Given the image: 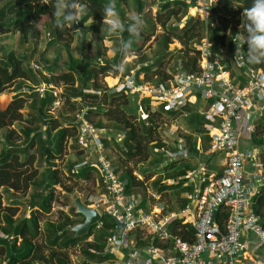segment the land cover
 Instances as JSON below:
<instances>
[{
  "label": "trees",
  "instance_id": "16d2710c",
  "mask_svg": "<svg viewBox=\"0 0 264 264\" xmlns=\"http://www.w3.org/2000/svg\"><path fill=\"white\" fill-rule=\"evenodd\" d=\"M134 1L137 3L136 14L143 13L142 2L140 0ZM78 2L87 8V12L83 14L82 20L77 23V26L83 25L88 19H90V21L93 20L94 22L90 25L89 30L95 35L98 34L102 26V10L103 7L109 3V0H78ZM117 2L128 4L130 0H117ZM225 2H230V0H219L220 4ZM235 2L238 5L235 14L239 16L243 13L245 8L251 6L252 0H235ZM182 7H184L183 13L186 12L187 4L181 0H166L162 3L161 9L156 15V19H158L163 33L155 38V41L157 42L158 40L156 39L159 38L161 40V50H158V53H156L157 56L151 63L140 65L139 69L136 70L137 76H139L140 73H143L144 80L154 82L171 80L172 73L169 74L166 71L165 65L173 58L175 53L178 54L177 58L180 61L181 68L186 74L196 75L199 73V68L197 67V45L204 34V22L198 16H194L188 19L186 24L182 27L167 25V22L172 17H175L180 11H182ZM214 7L215 6H212V14L214 13ZM146 15L147 14L144 16ZM239 23V20H236L234 26H237ZM48 29L53 36L50 43L61 42L64 40V45H68L67 43L72 41L73 35L68 31L67 27L61 31L54 26L52 8L50 5L41 4L39 0H34V2H30V0H0V35L18 32L21 42H28L30 39L39 38L40 33L43 30ZM154 29L155 25H151L150 30L148 31L149 35L146 39L150 38L154 33ZM237 33L239 32L234 27L231 30L229 37H226L225 31L214 36V49L218 53H221L224 50L225 45H227L230 52L234 50L233 39L236 37ZM120 35L123 36L122 39L128 40L126 39L129 35L127 31L120 33ZM172 38L177 39L182 45V48L174 54H170L171 52L168 51V45ZM225 39H227L226 42ZM140 49L141 46H138L137 43H132L133 51L139 52ZM246 50L247 45H244V51L246 52ZM44 53L45 52H42L40 55L43 56ZM119 54L120 53L117 52L115 57L116 60L118 59ZM31 56V53L27 54L26 52L9 50L5 53L4 58H0V95L13 85V83L18 81V84L15 87L16 91L13 92L9 101L5 103L4 107L0 105V129L9 127L13 125L14 122L22 121L24 119V112H22V110L27 106V97L32 98L29 107L34 112V116H31L30 120H28L32 126H27L22 129V133L25 136V143L13 146L10 143V140L14 137H16L17 140L20 138L18 133L13 129H10L6 134L7 143L3 147H0V208H2L3 205L2 190L4 189L14 192L12 193L14 197L10 200L11 205L4 206L6 209V211H4L5 214L0 216V225L2 224V221H4L5 225V228H1L0 226V232L5 231L6 233H9L11 230H14L16 234H19L22 237H26L27 234L35 236L38 224L36 215H34L31 220L29 219L30 222L27 221V219H14L13 216L17 213L20 206H24L25 208L27 206H37L36 210H38L40 214H46L50 211L51 204L55 199L56 186H60L61 190H63L66 195L63 205L69 206V204H72L73 208L69 210L70 214L72 216H81L79 213L75 212V206L70 198V194L74 192V188L78 187L81 180L89 179L93 172L96 171V168L93 165L86 163H71L67 167L66 180L71 181L72 184H66L64 180H62L63 174H61L58 168L54 167L43 171L41 178L37 180V169L32 168V170L29 171L36 159L35 155H25L21 158L22 153L27 151V146L33 147L36 146L37 143L41 158L46 161L56 159V157H59L62 154L66 140L69 138L73 140L72 148L77 152L76 154H84V148L80 146L76 140V130L78 127L77 117L75 116L72 128L66 126L62 127L58 119L47 117V114L50 112L56 99L52 94V89H45L44 95L39 96L36 91H33V87L27 86V82L38 84L40 80L36 70L30 66L29 59ZM110 64L111 60H104V64H93L87 59L81 60L80 65L84 67V71L79 77L76 75V64L66 63L64 66L55 69L51 66L43 65L49 73V77H45L44 81L47 84L54 83L56 85L63 84L65 86H73L76 81L79 80V88L73 90L72 93L68 95V99L71 97H80L81 100L80 102H73L72 107L79 110L82 104L87 105L89 108L87 118L90 121L91 116L105 115L107 121L112 123V125L123 128L124 136L120 144L117 143V146L121 145L122 150L120 151L121 154L119 153L116 157L117 159H120L117 160L118 166L123 167L124 164L132 160L137 162L146 160L150 156L148 148L149 143L154 141L155 147L160 146L161 139L157 140L156 134L159 133L158 130L162 133L164 132L162 124H164L166 120H163V116H166V114L172 116V112H166L162 107L152 111L150 104L151 100L142 98L139 101L138 107H136L135 104L132 105V110L141 117L139 118L138 123L135 124L130 117L132 114L127 113L125 108L130 102L129 94L124 90L116 91L112 88H102L96 80L98 75L104 76L106 72L112 69V65ZM247 67L261 68L264 70V64H249L244 58L242 65L238 66L240 72L239 75H241V82L244 81L243 72ZM24 87H27L29 90L27 91V93L29 92L27 97L24 96L26 91H21ZM87 87H90L91 91L86 90L85 88ZM103 103H107L108 106H102ZM143 114H147V116L143 117ZM146 119H148L150 123H148ZM36 121H38V123L33 125ZM41 124L46 126L44 132L41 130ZM94 124L99 129L104 128L99 121ZM53 130L56 131L54 135H52ZM102 137L106 147V134L102 135ZM112 158H115V156ZM262 163L264 164V155L262 156ZM179 164H183V167L181 170L177 171L176 175H184L186 174V171L191 168V165L187 163L185 159H181L179 161L170 162L166 169L174 168ZM125 175V178L127 179V192L131 191L134 187H143L142 182L135 180L131 169H125ZM184 181V179H181L179 182ZM172 186L173 185H161L160 189ZM31 187H33L34 190L31 193H27ZM77 189L81 188L78 187ZM23 195H27V199H24ZM180 203L181 207H184L187 201L180 200ZM250 207L260 215L261 224L264 228V189H261L259 193L252 198ZM227 217V210L225 207H221V211L217 213L215 219L220 225H223V222ZM101 223L102 226L99 228V232L103 237L107 235L108 229L113 227V220H111L109 216H102ZM49 224L51 230H53L54 242L56 243V241L62 236L73 234L71 231L67 230L66 227L74 225L76 222L72 221L68 214H63L61 212V217L58 220V223ZM176 224H179V222H176ZM96 225L97 224L91 226L83 237H71L69 243L75 244L76 242L87 238L93 233L94 229L97 227ZM31 226L34 231H29V227ZM58 232L61 233L58 234ZM175 232L182 239L190 242L193 241V229L189 225H180L179 229H175ZM5 243L6 239L0 236V255L4 252ZM69 243L64 242L63 246H67ZM13 248V246L10 248V256L8 259V262H12V264L17 260L11 253ZM97 248L101 251L103 245H100ZM27 250H30V247ZM27 250H25L20 257H25ZM87 255L90 259L96 258L97 262L114 259L111 255L107 254L95 255L87 252Z\"/></svg>",
  "mask_w": 264,
  "mask_h": 264
},
{
  "label": "built area",
  "instance_id": "2783aa9c",
  "mask_svg": "<svg viewBox=\"0 0 264 264\" xmlns=\"http://www.w3.org/2000/svg\"><path fill=\"white\" fill-rule=\"evenodd\" d=\"M217 1L190 2L189 15L198 16L205 24L204 36L197 45L198 74L188 75L178 68L173 79L154 82L138 77L136 71L131 70L112 86V89L124 90L133 98L150 99L166 112L185 106L194 91L202 99L210 100L208 109L203 112L209 122L216 124L211 133L210 150L224 152L225 166L219 176L206 175L202 169L200 180L208 183L202 190L189 196L195 202L196 212L192 222V242L168 229L177 220L175 214L163 213L158 205L144 207L138 195L125 193L124 181L118 177L107 154L100 129L87 118L88 106L82 104L76 112L77 143L95 155L103 189L100 194L88 196V206L95 208L101 217L109 216L113 220V227L106 239L108 252L115 255V259L122 264H213L214 261L220 264H241L238 258L244 248L241 237L245 230H250L256 236L253 245L257 241L264 245L260 215L250 207L259 189L253 183L244 182V164L247 160L255 161L260 150L254 148L240 151L234 126V122L241 116L244 100L251 97L264 98V71L246 68V83L243 86L234 83L209 36L212 6ZM234 48L236 50L235 40ZM34 67L38 68L36 64ZM46 88L52 89L53 95L57 96L58 91L53 84H40L35 90L39 96H43ZM159 151L170 159L188 155L181 143L176 151L163 148ZM221 207H225L228 212L223 225L215 219ZM138 236L150 239L145 245H140L136 243Z\"/></svg>",
  "mask_w": 264,
  "mask_h": 264
},
{
  "label": "crops",
  "instance_id": "0c3cea01",
  "mask_svg": "<svg viewBox=\"0 0 264 264\" xmlns=\"http://www.w3.org/2000/svg\"><path fill=\"white\" fill-rule=\"evenodd\" d=\"M165 1L166 0L158 1L157 3L159 4V7L154 6L151 11L148 9L142 8L143 13H141L140 15L142 16L143 20L144 19L153 20L151 22V24L155 25L154 33L150 36L149 39H146L147 36L149 35L148 30H146L145 36L142 38V40H138V42H137L140 45H142L143 52L150 50V45L152 43H154L155 38H157L160 33L161 34L163 33L162 27H161L160 23L155 20V17L157 15L158 11L161 9L162 3H164ZM171 1H173V0H171ZM181 1H184L187 4V9H186V12L183 13L184 7H182V9H181L182 11H180V13L175 16L180 21L174 22L172 25L178 26V27H182L184 24H186L188 19L191 18V16L189 14L191 11L190 2L192 0H181ZM116 2H117V0H116ZM218 3H219V0L213 6H215ZM122 5H124V4H122ZM143 5L144 4L142 3V6ZM144 8H145V5H144ZM149 11L151 12L152 18L150 17L151 15L150 16L148 15ZM136 12H137V10H136ZM136 12H135V14H136ZM145 14H147V15L144 16ZM217 14L219 15L220 13H217ZM212 16L213 17L210 19V22H211V29L210 30L211 31L209 33V36H210L211 42L213 43V37L221 34L223 31L219 30L218 32H216L217 31L216 30L214 32L215 25H214L213 20H214L215 14H212ZM88 20L90 21V19H88ZM168 22H167V24H168ZM225 34H226V32H225ZM237 34H239V33H237ZM203 36H204V34H203ZM235 38L236 37H234V39H233V43H234ZM145 39H146V41H145ZM226 40L227 39H225V42H226ZM152 45L154 46V44H152ZM181 48H182L181 43L177 39L172 38L171 42L168 45V51L171 52L170 54H174L175 52H177ZM235 51L236 50L234 48V50H232L230 52L228 46L225 45L224 50L221 53H219L221 56V63L229 71L230 76L232 77L234 83L238 86H243L246 83L245 70L243 72L244 81L241 82V80H240L241 75H239V73H240L239 70L234 73V71H232V68H229V66H232L233 68H235V67L238 68V66L242 65V62L245 58L243 53H241L239 55L238 59L235 58ZM137 54H139V53L137 52ZM137 54L135 52L133 53V51H132V53L130 55H127V56L125 55V57L123 59L124 62L122 61V63H125L126 61H130L129 59H131V60L137 59L139 57V55H137ZM153 56L155 58L157 55L155 54ZM177 56H178V54L175 53L173 58L170 60V61L175 60V62H173V64H172V67L173 66H175V67H173L172 70L170 68H168V67H170V65H168L169 62L166 63V65H165L166 71L169 74H171V73L174 74L173 77L177 74L178 68H181V64H180V61L178 60ZM154 58L138 64L134 68H131L127 73H123L122 72V66L117 64V67L115 68L116 72L112 73V72L108 71L105 73L104 78L107 80L108 84L111 83V85H109V86L112 87L120 77L128 74L131 70L136 71L137 69H139L140 65H142V64L147 65V64L151 63L154 60ZM174 58H176V59H174ZM103 62H104V59H101L99 61V64H104ZM113 62H115V61L113 59H111V63H113ZM110 65H112V64H110ZM30 66H32V65L30 64ZM247 68H249V67H247ZM254 69H261V68H254ZM199 71H200V68H199ZM138 77L143 79L144 78L143 73H140ZM110 80H112L113 83L110 82ZM40 84L45 85L42 83L41 80H39L38 84H28L27 83V86L33 87V91H36L35 90L36 87H38ZM50 84H53V83H49V84L46 83L47 86H49ZM23 89H27V87L22 88L21 91ZM46 89H48V88H46ZM57 91L60 92V90H57ZM129 96L131 97L132 100H134L133 104H135L136 107H138L139 101L142 98H140V97L133 98L131 95H129ZM55 97L57 98V96H55ZM72 99L74 102L75 101L80 102V100H81L80 97H73ZM55 101H57V100L55 99ZM55 101H54V103H55ZM209 103H210V100L202 99L200 97V94L198 92L194 91L190 95L188 102L185 104V106H183L182 108H180L178 110L173 111L172 116L170 114H166V116H163V120H166L164 122V124H162L163 129H164V132L162 133L164 135L163 136L164 137L163 142L166 145H169L170 148H168V151H172V152L176 151L178 145L181 143V144H183L184 148H186L188 155L184 156V157L170 159V158H167L159 150L158 151L156 150L155 153L159 155L158 156V162L156 164V167L158 166V169H157L158 172L157 173L161 174L162 173L161 171H163L164 173L169 172L168 175L160 176V177L154 179L153 177H156L155 174L152 177H150V175L147 174L146 171H143V175L145 176L146 179H149V177L154 179V181L151 182L150 186L154 185L156 188V191H151L150 190L151 187H150V189L148 187H146L142 175L140 173L134 171L133 168H131L129 166V163H131L132 161H135V160L129 161L128 163L124 164L123 167H119L118 163L115 164V162H114V159H116V158H112L113 156H110L107 152L108 156L110 157L112 163L114 164V166L116 168V173H117L118 177L122 181H124V191L126 194L138 195L142 199V203H143L144 207L150 208L152 206L158 205L162 208L163 213L175 214V216L177 217L176 218L177 220L173 221L168 226V229L171 232H174L175 234H176L175 229H179L180 225L187 224L193 229L192 222H193L195 215H196L195 202L189 196H192L198 190L199 191L202 190V188L205 186V184L208 183V181L202 182L200 180V173L204 171L206 175L212 174L214 176H219L222 173L223 168L225 166V154H224V152H222V151H213L212 152L210 150L211 133H212L213 128L216 126V124L209 122L203 115V112L208 109ZM150 104H151V110L152 111H154L160 107V106H157V107L153 108L154 103L151 102ZM53 109H55L54 104H53V108L50 110V112L53 111ZM146 116H147V114H146ZM55 119H57V118H55ZM234 126H235V128L237 130V134H238L237 135V140H238L237 148L240 151L252 150L254 148H259V150H260L258 158L255 161L247 160L246 163L244 164V182L245 183H253L254 185H256V187L260 191L261 189H264V164L262 163V156L264 155V98L260 99L257 97H251V99L244 100V102L242 104V108H241V116L238 120H236L234 122ZM40 127H41V130L44 132L46 126L41 124ZM100 132H101L100 135H101L102 139H103L102 135L106 134V136H107L108 134H110L108 132V130L104 129V128L100 129ZM43 135H45V134H43ZM116 135H117V137H114V139L120 143L123 136H124V131L122 134L116 133ZM121 136H122V138H121V140H119V138ZM160 146H161V143H160ZM106 151H107V149H106ZM82 155L85 156L84 157L85 161L82 164L86 163L89 165H93L96 168V171L93 172L91 177L95 178V182L99 188L97 190V193H95V194L89 193L88 196L100 194L101 192H103V189H102V185H101V176H100V173L96 167V157L87 148H84V154H82ZM181 159H183V160L185 159L187 161V163H189L191 165V168L186 171V174L176 175L177 171L182 169L183 164H179L174 168H167L166 169L167 165L170 162L179 161ZM128 168L132 170V174L135 177V180L143 183L142 188L134 187L131 191H128V192L126 191L127 179L125 178L126 177L125 169H128ZM202 169H203V171H202ZM190 172L192 174H191V176H188ZM181 179H184L185 181L179 182ZM80 182H82V180ZM161 185H163V186L164 185H166V186L173 185V186L169 187V188L166 187L165 189H160ZM78 187H79V184H78ZM77 188H76L77 191L72 192V193H77L80 195L81 189H77ZM179 188H183L184 190L180 192L179 198L177 200L170 203L165 196L166 193H168L169 197L170 196L174 197V193L171 194L169 190H174V189H179ZM145 189H146V191H145ZM143 190L145 191V193H141V192H143ZM80 196L82 197V201L84 202V200H83L84 195H80ZM88 196L85 198L86 202H84V204L87 206L89 205V203L87 202ZM180 200H186L187 201V203L184 207H181ZM65 207H67V206H65ZM36 209H37V206H34V207L27 206L25 209L22 210L23 211L22 213L20 212L21 214L19 213V210H18L17 213L13 216L14 219H18V220L27 219V221L30 222V220L33 218V216L36 215L38 227H37V231H36L35 236H31L30 234H27L26 237H22L21 235L16 234L14 232V230H11V232H9V233H6L4 230H2L4 232H0V236H2L3 238L6 239V243L4 246V252L0 255V264H12V262H10V263L8 262V259L10 256V248L12 246L14 248L11 250V253L17 259L16 261H14L13 264H109V263L115 264L118 262L117 258L115 259V255L109 254V252H108L109 246L107 244L106 239L110 235L112 228L108 229L107 235H105L103 237L99 232V228L102 226V223H101L102 217L101 216H100L99 222L96 225L97 227L94 229L93 233L90 236H88L87 238L82 239V240L76 242L75 244H70L69 240L71 239V237H75L74 233L71 231L73 233L72 235L67 234L65 236H62L55 243L53 230H51V226L49 223L57 224L59 219L56 220V219H52L50 217L51 216L50 214H52L51 210L46 214H40L39 211ZM75 210H76V208H75ZM66 214L69 215L68 212ZM80 215L81 216H72L70 214L69 217L72 221L76 222V224H77V223L84 221L83 215L82 214H80ZM176 222H179L180 225L176 224ZM113 224H114V222H113ZM0 226H1V228H5L4 221H2V224ZM70 226H72V225H70ZM70 226H67V227H70ZM67 227H66V229H67ZM29 231H34V229H32V226L29 227ZM60 233L61 232H58V234H60ZM84 235L78 236V237H83ZM255 237L256 236L253 235V233L250 230H245L243 232L241 239L244 242V248L242 249L241 254L238 258L239 262L241 264H264V245L261 244V242L259 243L258 241H257V243H255V245H253L254 241H256ZM145 238L146 237L142 236V238H141L140 236H138L136 243L138 242V244H140V245H145L146 243H148V241L150 239L149 237L146 239ZM151 240H152V238H151ZM64 242H68L69 244L67 246H63ZM100 245H103V249L101 251H99V249L97 248ZM29 247H30V250H27ZM31 247H32V249H31ZM25 250H27L25 257H23V258L20 257V255ZM72 252H74V253H72ZM87 252H89L91 254H95V255H97V254L111 255L114 259L113 260L108 259V260H104L101 262H97L96 258L90 259V257H88V255H87ZM121 252H124V251H121ZM77 253H79V255ZM213 264H220V263L214 261Z\"/></svg>",
  "mask_w": 264,
  "mask_h": 264
},
{
  "label": "rangeland",
  "instance_id": "374dc122",
  "mask_svg": "<svg viewBox=\"0 0 264 264\" xmlns=\"http://www.w3.org/2000/svg\"><path fill=\"white\" fill-rule=\"evenodd\" d=\"M144 5H143V9H148V10H152V8L155 6L159 7V4L157 3L158 1H162V0H140ZM115 5H116V10L119 13V17L120 19L126 23L129 22L128 17L132 14H135L136 10H137V3H135L134 0H130V2L128 4H124L122 5V3H117L115 0ZM237 3L235 2V0H230V2H225V3H218L215 5L214 7V13L215 17H214V25H215V30L214 32H218L220 31H225L226 32V37H229L231 30L235 27L236 30L240 31L241 30V22H242V14H240L239 16L235 14L236 10H237ZM84 8V13L87 12V8L85 6H83ZM148 12V15H151V12ZM83 13V14H84ZM217 13H220L219 15ZM152 18V15L150 16ZM213 17V16H212ZM176 19V20H175ZM155 20L158 21V19ZM236 20H239V24L237 26H234V22ZM144 26H143V30L141 32V35L139 36V38H131L129 35L126 37V39H132L133 40V44L137 43L138 40H142V38L145 36L146 34V30H150V26L152 25L151 22L153 20H149V19H144ZM180 21L177 19V17H173L170 19V21L168 22L167 25H172L174 22ZM90 21L88 20L87 22H85L83 25L81 26H77V23L74 24L72 26V28H68V31L72 33L73 37H72V41L68 42V45H64L65 41L62 40L61 42H55V43H50L51 39H52V35L50 34V30H43L40 33L39 38L37 39H30L28 42H21V38L18 32H13V33H5L0 35V58H4L5 53H7L9 50H15V51H21V52H26L27 54H32L30 60V64L33 66L34 70H36L37 74H38V78L42 81L43 84L46 85L44 78L45 77H49V73L48 71L43 67V65L45 66H51L52 68H57V67H62L64 66V64L66 63H72V64H76L77 65V69H76V75L77 77H79V75L84 71V67H82L80 65V61L81 60H85L87 59L88 61L92 62L93 64H99V61L101 59L104 60H111L113 59L115 62L111 63L112 64V69L110 70V72L114 73L115 68L117 67V64H119L120 66H122V72L123 73H127L131 68H134L135 66H137L138 64L147 61V60H151L152 58H154L153 55H155L156 53H158V50H161V40L158 38L154 41V46L151 44L150 45V50L143 52L142 50V45H140L139 43L138 46H141V49L139 50V54H137V52L133 51V53L135 52L137 55H139V57L137 59H129L130 61H126L125 63H122V61L124 62V57L125 55H122L121 53L119 54L118 59L116 60L115 57L117 55V51H114L115 48H117L119 46L120 40L122 39V35H120L119 33H116L114 35H109L107 32V26L106 25H102L100 28V31L98 32V34H93L89 28L90 25H88L87 27L85 25H87ZM79 28V29H77ZM159 28V27H158ZM160 30V29H159ZM162 31V30H161ZM161 35V33L159 34ZM227 44V43H226ZM134 48V47H133ZM42 52H45L43 56H41L40 54ZM127 56V55H126ZM176 59V58H174ZM173 62H175V60L169 61V64L171 70L172 64ZM104 63V62H103ZM34 64H36L38 66V68L34 67ZM176 64V63H175ZM26 65V63H25ZM229 68H232V71H234V73L236 71H238V68L235 67L233 68L232 66H229ZM173 75L172 74V78L173 79ZM97 82L101 85L102 88L106 87V88H112L110 87L107 83V80L104 78V76L98 75V77L96 78ZM106 80V81H105ZM110 82L113 83L112 80H110ZM28 84H32V82H27ZM18 84V81H16L15 83H13V85H11L6 91H4L1 95H0V105L2 107L5 106L6 101H9V99L11 98V95L13 94L14 91H16V86ZM53 86L57 87V90H60V92L58 91L57 94V98L55 101L54 106L55 109H53V111L49 112L47 114V117H52V118H57L58 121L60 122L62 127H69L72 128V126L74 125V121H75V116H76V112L77 110L74 109L72 107V103L73 101V97L68 99V95H70L72 93L73 90H77L79 88V80L73 85V86H65L63 84H54ZM36 87V86H35ZM86 90H90V87H87ZM22 91H26V90H22ZM100 92V91H99ZM37 93V91H36ZM27 95H29V93H27V91L24 93V96L27 97ZM32 98H28L27 97V106L26 108H24L22 110V112H24V119L22 121H16L14 122L13 125L0 129V147H3L6 143V134L7 132H9L10 129H13L16 133L19 134V138L20 139H16V137L12 138L10 140V143L14 146V145H20L25 143V136L22 133V129L26 128L27 126L30 127L32 126L28 120H30L31 116H34V112L32 111V109L29 107V105L31 104ZM134 100L131 99L130 97V102L128 103V105L125 106L127 113L132 114L131 120L136 124L138 123L139 118H141L136 112H134L132 110V105H133ZM102 106L106 107L108 106L107 103H103ZM157 104L153 105V108L157 107ZM53 108V107H52ZM51 108V109H52ZM54 116V117H53ZM143 117H146V114L142 115ZM91 123H93V125L96 127V125L94 123H97L98 121L102 124V126L104 127V129H107L108 132L110 134H108L106 136V141H107V145H106V149L107 152L110 156H118L120 151L122 150L121 145L117 146V142L114 137H117L116 133L118 134H122L123 133V128L120 126H114L112 125V123L108 122L106 119L105 115H101V116H91ZM146 121L148 123L149 120L146 119ZM38 123V121H36L33 125H36ZM163 128V126H162ZM73 131V130H72ZM77 131V130H76ZM158 134H156V138L157 140H160L161 142V146L159 147H155V142H151L149 143V152H150V157H148L147 160L141 161V162H136V161H132L131 163H129V166L131 168H133L134 171L140 173L144 179V183L146 185V187H148L150 189L151 187V191H156L155 186H150L151 182L154 181L155 178H158L160 176H164V175H168L169 172H163L159 174L158 172V166L156 167V164L158 162V154H156V150L158 151L160 148L163 147L164 150H168L169 145H166L163 142V134L160 130H158ZM56 133L55 130L52 131V135H54ZM114 134V135H113ZM16 139V140H15ZM72 144H73V140L72 139H68L66 140V144L64 145V150L62 152V154L59 157H56V159H51L49 161H46L45 159L41 158L40 153H39V149H38V144L36 143V146L33 147H29L27 146V151L25 153H22L21 158H23L25 155H30V154H34L35 155V161L32 167H30V170H32V168H36L37 169V176L36 179H40L41 178V174L43 171L47 170L48 168H58V170L61 172L62 175V180H64V182L66 184H72L71 181H67L66 177H67V167L71 164V163H77V164H82L85 161V156L84 155H78L76 154L77 152H75L74 148H72ZM120 144V143H119ZM29 147V148H28ZM121 154V153H120ZM115 157V158H116ZM122 158V157H120ZM117 160L120 159H114L115 164H117ZM143 171H146L147 174L150 175V177H152L154 174L156 177H153L154 179L150 178L146 179L145 176L143 175ZM156 172V173H155ZM79 187L81 188V193L80 195H84L83 200L84 202H86L85 198L88 196V194H95L97 193V190L99 189L96 182H95V178L91 177L87 180H82V182L79 183ZM56 192H55V199L53 200L52 204H51V208L50 210L52 211V214H50L52 219H60L61 217V212L63 214H66L67 212L70 215L69 210H71V208H73L72 204H69V206L65 207L63 205V202L65 200V194L63 192V190H61L60 186L56 187ZM34 190L33 187L29 188L27 193H31ZM183 188H179V189H174V190H169L171 194L174 193V197H169L168 193H166V198L167 200L172 203L175 200H177L179 198V194L181 191H183ZM3 191V196H2V208H0V216H2L3 214H5L4 211H6L4 206H9L11 205L10 200L13 199V195L12 191H7V190H2ZM76 188H74V192H76ZM146 191V189H145ZM145 191L143 190V192L141 193H145ZM24 199H27V195H23ZM88 202V201H87ZM25 209L24 206H20L18 208L19 213L23 212L22 210ZM20 213V214H21ZM74 253V252H72ZM79 255V253H77ZM82 259V258H81Z\"/></svg>",
  "mask_w": 264,
  "mask_h": 264
},
{
  "label": "clouds",
  "instance_id": "9594fccd",
  "mask_svg": "<svg viewBox=\"0 0 264 264\" xmlns=\"http://www.w3.org/2000/svg\"><path fill=\"white\" fill-rule=\"evenodd\" d=\"M34 2V0H30ZM41 4L50 5L54 26L63 31L82 20L84 8L78 0H39ZM102 25L107 26L109 35L127 31L131 38H139L143 30L144 21L140 14L128 17L129 23L125 24L116 10L115 0H109L102 10ZM91 20L87 25H91ZM38 26V25H37ZM79 29V28H77ZM235 39V58L243 53L249 64H264V0H252L251 6L243 10L241 30ZM121 39L119 46L114 49L122 55L132 53V39ZM244 45H247L246 52Z\"/></svg>",
  "mask_w": 264,
  "mask_h": 264
},
{
  "label": "water",
  "instance_id": "95a60500",
  "mask_svg": "<svg viewBox=\"0 0 264 264\" xmlns=\"http://www.w3.org/2000/svg\"><path fill=\"white\" fill-rule=\"evenodd\" d=\"M70 198L76 208L75 211L83 215L84 221L67 227V230L72 231L75 237L82 236L88 232L91 226L99 222L100 214L95 208L85 205L79 194L72 193L70 194ZM116 264L122 263L118 261Z\"/></svg>",
  "mask_w": 264,
  "mask_h": 264
}]
</instances>
